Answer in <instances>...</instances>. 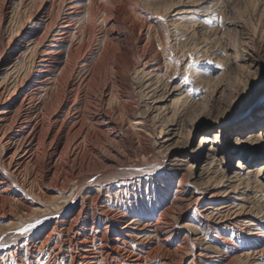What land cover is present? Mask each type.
<instances>
[{"label": "rangeland", "instance_id": "obj_1", "mask_svg": "<svg viewBox=\"0 0 264 264\" xmlns=\"http://www.w3.org/2000/svg\"><path fill=\"white\" fill-rule=\"evenodd\" d=\"M95 1L98 5L96 2L95 5L88 4V0L77 2L83 4V7L88 5L81 20L82 27L87 31L84 30V46L80 50V56L88 57L90 62L96 63L94 78L92 77L87 86L82 85L83 90L80 89L79 97L82 106L87 109L86 114L89 109L96 107L105 113L107 111L112 125L116 127V134L106 130H92L91 137L78 144L76 159L71 156V150L67 155L60 156L59 153L65 145L63 139L56 154L46 152L48 147L45 145L37 148L35 161L25 163L20 168L21 171L13 170V164H1L0 177L3 182L0 183V190L8 186L17 193L14 196L16 199L22 200L25 196L28 200L47 205L53 195L63 194L68 198L77 189V196L74 197L77 201L75 212L80 208V199L89 195L90 207L92 206L88 208L89 213L90 209L102 206L101 209L107 211H104L108 213L107 216L114 215V207L110 204L117 202L127 210H122L121 207V210L117 209L119 213L122 211L124 214L141 217L151 214L154 219L161 214L171 222L169 224L178 216L176 227L168 239L170 243L166 245L168 250L163 247L164 249L146 261L147 264H159L164 256L170 264H241L234 257L243 251V247H262L264 228L262 227L261 232L258 230V234L263 237L260 238L257 234L250 236L253 238L248 241L244 239L249 238L246 235L248 230L241 223L232 225L224 222L228 227L220 223L221 225L213 229L206 228L203 217H199L197 223L194 222L197 211L191 209L180 213L188 200L178 201L180 204L174 201L179 197V184L185 186L188 192L195 189L194 195L199 196L201 190L197 185L191 184L196 178L183 175L182 170L177 168L168 167L164 173L158 169L167 154L188 160L194 171L201 166L208 167L209 183L205 193L207 199L211 193L218 191H225L216 197L219 200H237L239 203L238 199L231 196L244 197L246 201L242 204L247 207L245 214H256L264 222V215L260 213L264 210V189L252 187L254 184L249 187L241 184L236 191L226 195L233 182L228 183L225 179L238 171L245 179H251L253 175L261 172L256 177L264 185V0ZM40 2L41 0H0V45L8 40L11 42L10 36L21 25L28 32L30 14L41 15L40 11L39 14L35 12V9L42 7ZM115 9L119 11L115 13ZM88 12H92V17ZM115 15L123 20H132V26L134 25L137 32L143 26L142 39L137 40L126 27L124 32L129 37L125 47H120L116 40L110 39L112 29L109 30L108 27ZM91 18L95 21H91ZM106 43L109 49L102 56V46ZM12 47H5L0 58H5L7 52L12 51ZM142 54L151 56L152 60H157V67L160 66L156 72L149 73V76L136 73L133 69L134 63L139 62ZM246 54L253 58L257 66H246L241 59ZM128 59H132L130 63ZM3 61L4 59L0 62ZM18 62L19 67L22 60ZM82 62L81 59L80 64ZM150 63L153 65L155 62ZM14 77L2 80L6 84L3 101L18 86L14 84ZM185 79L189 83L186 84ZM159 96H162L161 99H157ZM155 100H159L161 108L157 112L148 113V106ZM257 105L261 109L256 107L252 112L251 109ZM139 116L144 119L140 131L131 122ZM216 134H219V138L213 145L217 151L213 158L208 151L210 146H200V142L204 135L214 138ZM166 137L170 140L162 143ZM80 139L81 137L78 140ZM239 161L242 165L236 168ZM248 169H251L249 173ZM222 174V183L216 184ZM119 179H129L133 184L114 187L113 184ZM6 201L0 199V215H5L0 218V227L8 224L12 216L18 218L19 214L25 215L17 201ZM43 217L24 224L26 226L21 229L30 224L35 225L24 235L20 234L21 229L16 231L20 234L18 239L14 235L0 239V244L4 245L0 247V264H42L48 249H44L40 256L38 253L27 255L24 249H17L15 252L13 250L14 244L20 239L22 242L29 239L32 242L42 240L48 232L43 228ZM55 218L52 214L51 220ZM92 222L99 223L100 230L107 228L108 237H114L120 231L121 225L106 227V220L97 221L95 217ZM181 222H187L188 227H180ZM190 225H195V228ZM221 226L224 228L220 230ZM10 229L16 228L11 226ZM6 230L0 231V236ZM160 236L167 235L161 233ZM155 241L156 239H151L148 244L154 245ZM189 244L195 246L191 253L188 250ZM49 245L53 246L54 240ZM206 245L211 246L209 251L203 250L200 253L201 246ZM217 245L220 246L215 250L213 247ZM135 246V249L134 246L130 248L134 254L140 255L146 250L145 246ZM10 251L23 263L16 259H5L4 256ZM202 254L214 257L206 258ZM67 263L68 261L65 264Z\"/></svg>", "mask_w": 264, "mask_h": 264}, {"label": "bare ground", "instance_id": "obj_2", "mask_svg": "<svg viewBox=\"0 0 264 264\" xmlns=\"http://www.w3.org/2000/svg\"><path fill=\"white\" fill-rule=\"evenodd\" d=\"M78 1L83 0H41L40 5H42V7L35 9V12L38 13L40 11L39 13H41V15L35 16L33 13L30 14L28 19L30 28L28 32H25V27L21 25L16 33H13L10 36L11 42L8 40L5 44L0 45V53L4 52L5 47H9V45L13 46L12 51H8L6 56H4L5 58H0V61L4 59L2 63L0 62V166L4 163H7L8 165L13 164L15 165L13 170H20L21 167H24L25 163H30L37 157V148H40L43 145H45L46 148L48 147L45 149L47 150L46 152L52 155L56 154L59 146L63 143V139L65 140V145L59 153L60 156L67 155L69 150H71V156L73 159H76L77 146L91 137L92 130H106L109 133H115L116 127L114 128V125H112L111 117L106 114L107 111L105 113V111L96 107L93 108V110L89 109L86 114L85 112L87 109L82 106L79 97V91L82 88V85L85 86L86 84L87 86V84L92 81L91 79L94 78L96 63L90 62V58L88 57L85 58L80 56V50L84 46L82 39H84L85 31H87L85 30L86 28L82 27L83 24L81 20L88 10V5L87 7H83V4L77 3ZM95 2L97 3L95 0H88V4L91 5H95ZM101 10L104 11V9ZM115 10V13L119 11L118 9ZM88 17L90 16L88 15ZM94 19L91 18V21ZM112 19L113 20L108 27L109 30L112 29L110 39L116 40L120 47H125V43L128 42L129 36L127 37V34L124 32V27L129 28L132 34L136 36L137 40L142 39V33L144 31L142 32L141 29L143 26H141L142 28L137 32L134 25L132 26V20H123L117 15ZM107 35L108 34H105L106 37H108ZM102 48L103 51L101 54L102 56H105L109 46L106 43ZM81 59L83 62L80 64ZM241 59L248 68L257 66L256 62L249 54L242 56ZM19 60H22V64L18 67ZM131 60L128 59L127 61L130 63ZM150 61L155 63L151 65ZM156 61L152 60L151 56L142 54L138 63L133 62V69L136 73L148 75L151 72H156L160 67H157L158 63ZM99 63H97L98 66H100ZM149 67H152V69L149 70ZM97 69L99 68L97 67ZM100 70H98V72H100ZM13 76H15L14 84L18 86L15 87L8 95L7 99L3 101L2 99L6 93V84L3 81ZM161 97L162 96H159L157 99H161ZM256 107L261 109L260 106L257 105L253 107L251 111L253 112ZM160 108L161 105L159 104V100H155L148 106L147 111L148 113L150 111L154 113ZM103 116L106 117L103 118ZM131 122L133 126L140 131L143 127L144 119L139 116V118H134ZM87 123L89 126H87ZM97 130L95 132H97ZM77 136H79L78 139L80 137L81 139L78 140ZM218 138L219 134H216V137L214 138L204 135L200 142V146H210L208 151L213 158L217 154L213 145L218 142ZM169 140L170 138L166 137L162 140V143L168 142ZM165 163H167V166ZM241 165L242 163L239 161L236 168H239ZM168 167L182 170V174L189 178H196L191 184L199 187L201 190L199 191V196L194 195L196 192L194 187L192 192H188L187 189L184 188L185 186L179 184V187H181V189L178 188L180 191L179 197L174 201L175 203L180 204L178 201H182V199L188 200V204L182 206L183 208L180 209V213L191 209H193L192 211H197L195 214L197 218H195L194 222H196L199 217H203L206 220V223H204L206 228L209 227L213 229H216L217 226L221 224L228 227L227 223L224 222L232 223V225H238V223H241L244 225L243 228L248 230L246 235H248L249 238H244L248 241L253 238L250 236L257 235L259 231L261 232L262 227L264 228V225L262 224L264 222L261 221L262 218H259L260 216L258 217L256 214L248 216L245 214L244 210L247 207H245V204H242L246 201L244 197H241L240 195H237L240 196L237 198L235 195L231 196L235 200L238 199L239 203H237V200H219L216 197L225 191H218L211 193L208 197L209 199H207L205 193L209 183L208 167L202 168L201 166L194 171L188 160H182L177 156L167 154L165 161L159 164L158 170L162 173L164 170L167 171ZM250 171L251 169H248L247 172L249 173ZM10 173L11 172H9V175ZM260 173L261 172H258L253 175L251 179H245L241 176L240 171H238L230 176L231 178H225L228 183L233 182V184H231V190L228 192L226 191V195L236 191L241 184H245L247 187L254 184L252 187L261 190L264 189L262 181L260 180V182L256 177V175H260ZM153 174L154 173H152V175ZM204 174H207V176L205 177ZM219 177L222 178H220L216 184H221L222 179H224L223 174ZM2 182L3 178L0 177V183ZM126 184H133V182L129 179H119L113 185L114 187L121 188ZM219 186L220 185H218V187ZM242 193L245 194V192ZM16 195L17 193L13 190L11 191L8 186L0 190L1 200L6 201L8 199L10 201H17L19 205H21L20 207L23 208L21 212L25 213V215L19 214L18 218L12 216L8 224L0 227V231L7 229L0 237L4 238L8 235H14L17 237L16 239H18L20 234H17L16 231L21 229L24 224H28L29 221L31 222L44 216L43 219L45 220V226H43V228L48 230V232L42 240H40V242H32L29 241V239V242L27 240L22 242V239H20L14 244L15 246L13 250L15 252L17 249H24L27 255L38 253L40 256L43 254L44 249H48L42 264H65L67 261V264H147L146 261H148L152 255L159 253V250L166 247V245H169L170 242L168 239L171 237L178 221V216H175L174 222L172 221L173 223L169 224L171 222H168L167 218H163L161 214L155 217V219L151 214L146 217H141L138 215L124 214L120 211L121 214L117 209L122 207V210H126V208H123L121 203L117 202L110 204L114 207L112 211L114 212V215L107 216L106 214L108 213H105L107 211L101 209L102 206L100 205V207L98 206L99 208L90 209L89 213V195L80 199V208L78 212H75L77 201L74 197L77 196V189L73 191L68 198L63 194L53 195L47 205L28 200L25 196L22 200H19L14 197ZM101 205H103V203ZM260 213L261 215H264V210H261ZM37 214H39V216H37ZM52 214L56 216L54 220H51ZM4 216V214L0 215V218ZM95 217L97 221L106 220V227L111 225L117 227V225H121L120 231L117 232L116 236L108 237L107 228L104 231L100 230L99 223L96 224L95 222H92ZM11 226L16 229H10ZM179 226L185 227L186 229L188 223L181 222ZM194 226L195 225H192L191 227L195 228ZM222 227L223 226H221L220 230ZM161 233H164L167 236L161 237ZM258 237L261 238L263 236L258 234ZM151 239H156L154 245L148 244ZM53 240L54 245L50 247L49 243ZM135 245L145 246L146 250L140 255L134 254L130 248L134 246L135 249ZM219 246L220 245H217L213 248L218 250ZM193 247L195 246L190 245L189 248H185H188L190 251L189 253H191V251H194ZM209 247L211 246L206 245V247L201 246V248L198 249L199 252L202 253L203 250L209 251ZM166 249L168 250L167 247ZM242 249L243 251L234 257L236 259L235 261L241 264H264V245L260 248L258 246L255 249L245 247ZM13 251L6 253V256H4L5 259H16L23 263L21 259L16 258L15 254L12 253ZM184 251L186 252L185 249ZM202 255L206 258L214 257L210 255L207 256L208 254ZM174 256L172 255V257ZM167 260L168 259L164 256L160 259L159 264H170ZM177 260L180 261L178 258ZM14 264H16V262H14Z\"/></svg>", "mask_w": 264, "mask_h": 264}, {"label": "snow or ice", "instance_id": "obj_3", "mask_svg": "<svg viewBox=\"0 0 264 264\" xmlns=\"http://www.w3.org/2000/svg\"><path fill=\"white\" fill-rule=\"evenodd\" d=\"M159 19H163V17H159ZM209 23H210V21H209ZM185 83L187 84V83H189V81H188L187 79H185ZM33 227H35V225L30 224L27 228L21 229V230H20V234H21V235H24L25 233L31 231V229H32ZM0 239H3V238L0 237ZM3 246H4V245L0 244V247H3Z\"/></svg>", "mask_w": 264, "mask_h": 264}]
</instances>
